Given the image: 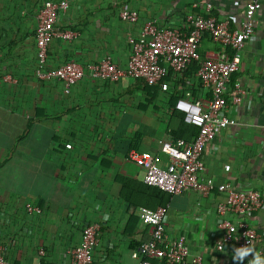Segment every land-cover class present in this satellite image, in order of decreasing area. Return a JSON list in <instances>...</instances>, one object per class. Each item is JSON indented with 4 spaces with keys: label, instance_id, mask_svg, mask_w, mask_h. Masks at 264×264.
I'll return each instance as SVG.
<instances>
[{
    "label": "crops",
    "instance_id": "crops-1",
    "mask_svg": "<svg viewBox=\"0 0 264 264\" xmlns=\"http://www.w3.org/2000/svg\"><path fill=\"white\" fill-rule=\"evenodd\" d=\"M44 1L0 0V250L7 264H74L71 253L81 242L83 226L98 222L101 231L92 264H138L131 243L149 240L150 229L140 221L139 205L133 211L138 218L131 220L133 203L123 196L118 178H130L139 191L138 182L146 183V170L128 153L148 151L166 166L169 159L161 146L173 139L168 131L171 96L203 101L211 98V89L203 86L197 71L187 70L170 92L137 77L96 78L88 69L69 92L62 81L40 79L35 33ZM55 1L68 3L56 27L74 30L76 36L53 37L48 67L67 60L87 67L109 56L126 68L132 39L144 21L180 25L184 14L194 11L226 19L238 29L253 0ZM260 1L253 37L241 49V63L225 93L226 115L235 124L219 129L202 153L205 170L200 179H212L214 188L208 195L192 190L172 194L165 205L168 236L187 233L188 259L199 255L202 264H250L256 256L264 261V208L251 217L258 236L243 257L230 244L217 251L223 229L215 212L226 199V192L218 189L222 184L235 190L258 189L264 195V0ZM207 3L212 6L209 11ZM123 8L137 10L138 20H122ZM219 48L218 42L204 37L200 60L215 56ZM143 195L131 194L135 201H143ZM27 204L42 212H28Z\"/></svg>",
    "mask_w": 264,
    "mask_h": 264
},
{
    "label": "built area",
    "instance_id": "built-area-1",
    "mask_svg": "<svg viewBox=\"0 0 264 264\" xmlns=\"http://www.w3.org/2000/svg\"><path fill=\"white\" fill-rule=\"evenodd\" d=\"M68 7L67 1L45 0L39 11V24L35 33L38 68L40 79L62 81L65 91L79 82L86 69L96 78L118 81L124 76L142 78L149 85L159 84L163 91H171L174 84L184 75L188 67L199 62L197 75L204 87H210L212 96L203 101H194L181 96L176 101V108L184 113L185 121L199 127L198 134L189 142L184 139H169L162 143L161 150L168 156V163L162 166L159 157L148 152L131 149L128 158L146 170L144 180L171 194L192 190L201 195H208L214 188L212 179H200L205 170L202 153L214 139L217 131L235 120L228 117L225 93L231 76L241 63V49L246 41L253 37L255 13L262 7L260 0L250 2L245 11L240 28H233L226 19L203 16L194 11L184 14L180 25L161 26L153 20H146L138 35L132 39L131 53L126 68L118 67L109 56L84 67L74 60H67L55 67H48V46L53 37L73 39L76 31L60 30L56 27L59 12ZM209 11L212 6L206 4ZM119 17L124 21L136 22L139 13L135 9L123 8ZM218 42L220 48L216 55L200 60L199 44L204 37ZM226 192V199L216 206V215L223 235L216 242L217 251H223L227 245L239 253V249L249 248L256 239L257 231L251 223V217L264 208V195L258 189L249 191L235 190L229 184L218 186ZM30 213L42 212L41 207L27 204ZM140 221L150 229L151 237L141 242L131 251L138 264H202L199 255L188 259L187 233L175 237L168 236L166 221L168 207L156 209L141 207ZM101 226L98 222L86 224L82 228L81 242L71 253L74 264H92L93 251L98 243ZM39 254H45L40 249ZM0 264H7V258L0 250Z\"/></svg>",
    "mask_w": 264,
    "mask_h": 264
},
{
    "label": "trees",
    "instance_id": "trees-1",
    "mask_svg": "<svg viewBox=\"0 0 264 264\" xmlns=\"http://www.w3.org/2000/svg\"><path fill=\"white\" fill-rule=\"evenodd\" d=\"M199 68V62H193L187 69V73L192 71H197ZM185 72V74H186ZM160 89V86H151ZM178 99V95H172L170 100V110H171V117L169 120V135L173 139L182 138L186 142L191 141L199 132V127L193 123H189L185 121L184 113L176 108V101ZM137 138H134V142ZM121 182L123 187V196L129 201L132 202L133 206L129 210V215L131 220H136L138 217L133 213L135 206L139 205L141 207L156 209L159 206H165L169 202L171 197V193L160 189L157 186L149 185L147 183L138 182L139 187L142 188L139 191H136L132 188V180L130 178L122 177L118 178ZM135 191L136 194L142 193L143 201H135L132 198L131 194ZM140 243L132 242L131 247L136 248ZM153 264H159L157 261H153Z\"/></svg>",
    "mask_w": 264,
    "mask_h": 264
},
{
    "label": "clouds",
    "instance_id": "clouds-1",
    "mask_svg": "<svg viewBox=\"0 0 264 264\" xmlns=\"http://www.w3.org/2000/svg\"><path fill=\"white\" fill-rule=\"evenodd\" d=\"M250 252H251L250 248L243 247V248L239 249V253H240L241 257H243L244 255H246V254H248ZM250 264H264V261H261L260 257L256 256L255 259L250 261Z\"/></svg>",
    "mask_w": 264,
    "mask_h": 264
}]
</instances>
